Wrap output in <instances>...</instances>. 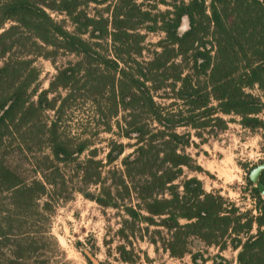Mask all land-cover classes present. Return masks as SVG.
Masks as SVG:
<instances>
[{"label":"trees","instance_id":"16d2710c","mask_svg":"<svg viewBox=\"0 0 264 264\" xmlns=\"http://www.w3.org/2000/svg\"><path fill=\"white\" fill-rule=\"evenodd\" d=\"M108 1L0 0V264L32 259L26 225L76 194L120 210L122 239L135 238L138 226L140 239L180 258L187 236L207 245L229 237L236 264H264V199L256 187L251 216L233 205L227 210L196 178H183L181 192L173 184L194 167L185 151L193 145L190 131L204 141L212 122L225 126L222 116L262 127L264 0H168L156 14L142 9L151 0H116L108 17L88 13ZM145 24L163 37L142 59L138 30ZM60 53L73 60L41 89L38 59L55 63ZM79 100L93 117L65 133L64 116ZM98 124L118 138L104 159L97 130H88ZM259 180L264 185V169ZM163 229L172 241L162 238ZM118 249L122 262L134 263L125 247Z\"/></svg>","mask_w":264,"mask_h":264},{"label":"rangeland","instance_id":"374dc122","mask_svg":"<svg viewBox=\"0 0 264 264\" xmlns=\"http://www.w3.org/2000/svg\"><path fill=\"white\" fill-rule=\"evenodd\" d=\"M115 1L109 0L100 6L90 5L87 11L90 15L99 13L108 17L107 6L112 7ZM165 1L168 2V0L143 2L142 9L156 14L157 11L167 9L163 3ZM140 2L138 0V3ZM54 18L61 19L57 15H54ZM145 26L146 24L138 30L145 37L142 59L150 56L155 50V44L163 37L159 31L153 33L146 31ZM185 28L186 25L183 24L181 30ZM71 60H73L72 56L63 53H60L55 63L38 59L37 66L41 70L40 88L47 89L50 80L56 74V68L66 65V62ZM158 96H163V92H159ZM156 100L165 106L172 102L158 97ZM91 117L93 111L90 104L79 100L75 109L64 116L63 130L65 133L68 131L70 134H75L76 128H82ZM258 117L262 121V127L251 130L242 127L236 116H222L225 126L212 122V126L203 130L204 141L194 137V132L190 131L193 145L185 151L192 158L194 167L192 171L183 169V176L174 181L173 184L177 185L178 192L182 191L183 178H196L205 192L223 199L227 210L233 205L240 213L250 212L251 216H257L256 198L251 192L257 183L251 182L252 184L249 185L248 180L250 171L264 164V112ZM101 128V124H98L96 129L88 128L89 131L97 130L95 133L97 135L93 138L96 147L100 150L98 159H104L109 141L118 139L115 133L104 132ZM113 130L116 131L115 128ZM185 131L187 130L183 128L178 130V132ZM123 142L127 141L123 140ZM130 151L126 150V153ZM10 157L14 161L18 160L13 153ZM259 194L264 199V194ZM164 198H171L170 191H166ZM179 223L184 224L185 221L180 220ZM121 227L120 210L102 208L95 202L76 194L66 203H58L45 212L40 211L26 225L23 232L35 242L36 251L34 257L25 264H42V261L45 264H128L120 259L118 248L121 246L128 251L127 256L134 260L132 264H236L237 251L231 247L229 237L219 241L218 245H207L195 237L187 236L184 238L187 253L178 258L170 256L161 247L156 250L148 243L147 237L140 239L138 226L133 230L135 238L129 236L128 239H122L118 234ZM140 227L144 228V225ZM151 230L153 228H150ZM161 231L166 243L172 241L171 232L167 229ZM255 232L254 227L251 234ZM223 243L226 247L221 250ZM124 256L126 257V254Z\"/></svg>","mask_w":264,"mask_h":264},{"label":"water","instance_id":"95a60500","mask_svg":"<svg viewBox=\"0 0 264 264\" xmlns=\"http://www.w3.org/2000/svg\"><path fill=\"white\" fill-rule=\"evenodd\" d=\"M264 169V164H260L253 168L249 173V180L251 182H256V188L259 191V193L264 194V185L260 182L259 176L261 171ZM96 264V263H94Z\"/></svg>","mask_w":264,"mask_h":264}]
</instances>
